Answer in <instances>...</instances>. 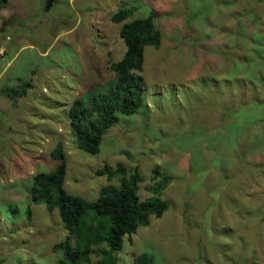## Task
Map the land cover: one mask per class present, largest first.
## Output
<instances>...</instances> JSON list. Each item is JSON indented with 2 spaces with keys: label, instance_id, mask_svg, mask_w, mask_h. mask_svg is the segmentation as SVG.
Returning <instances> with one entry per match:
<instances>
[{
  "label": "rangeland",
  "instance_id": "1",
  "mask_svg": "<svg viewBox=\"0 0 264 264\" xmlns=\"http://www.w3.org/2000/svg\"><path fill=\"white\" fill-rule=\"evenodd\" d=\"M133 5L130 19L157 13L162 44L145 50L141 108L118 113L91 154L78 146L68 110L115 85L111 64L127 47L111 17ZM240 21L242 37L232 36ZM210 23L211 34L202 29ZM27 82L16 100L2 92ZM59 143L65 187L88 201L120 184L96 174L105 165L138 167L142 200L155 196V168L171 176L161 193L168 210L124 236L117 264L144 252L153 264H264V0H10L0 8V264L63 257L54 250L69 233L59 211L32 203L33 177L55 169Z\"/></svg>",
  "mask_w": 264,
  "mask_h": 264
},
{
  "label": "trees",
  "instance_id": "2",
  "mask_svg": "<svg viewBox=\"0 0 264 264\" xmlns=\"http://www.w3.org/2000/svg\"><path fill=\"white\" fill-rule=\"evenodd\" d=\"M10 0H0V8ZM137 6L121 7L111 17L122 24L120 35L126 44L123 57L111 64L116 73V83L108 92L92 95L88 104L75 100L68 110L78 146L91 154L101 150L104 135L120 120L118 113L135 114L143 104L144 79L139 74L144 68L147 46L160 47L162 30L156 24L158 17L151 11L147 17L130 19ZM31 83L21 87H4L2 92L16 100L27 93ZM59 160L50 172H38L33 177L32 203H43L51 211L58 210L65 227L69 230L66 238L54 245L63 257L58 264H117V254L122 250L125 235H131L140 226L149 225L151 217H161L170 203L161 197L171 176L154 169L155 179L160 177L152 191L155 196L142 200L139 195L140 183L144 177L138 167L130 172L124 163L115 168L105 165L96 170L97 175L109 178L120 177V184H108L101 188L94 201L68 192L65 187L68 163L63 145L59 143L51 152ZM94 212V217L91 214ZM32 219L31 205L27 208ZM90 217L92 222L86 223ZM108 217V221H97ZM75 236H78L75 239ZM99 258L92 263L91 256ZM135 264H153L150 254L144 252L135 257Z\"/></svg>",
  "mask_w": 264,
  "mask_h": 264
},
{
  "label": "crops",
  "instance_id": "3",
  "mask_svg": "<svg viewBox=\"0 0 264 264\" xmlns=\"http://www.w3.org/2000/svg\"><path fill=\"white\" fill-rule=\"evenodd\" d=\"M133 6H135V5H133ZM214 6V5H213ZM216 7H215V9H214V7H212V9H211V11L210 12H213V14L210 16L211 17V19L213 18V20H218L219 19V17H222V15L219 13V12H221L222 10L221 9H219V7L220 6H217V5H215ZM137 8H138V6H137ZM203 9H207L208 10V7L207 6H203L202 7ZM234 12H236V11H234ZM220 14V15H219ZM234 15H237V14H232V16L234 17ZM240 16L241 15H237V17H239L240 18ZM236 19H232V20H230L231 22L232 21H235ZM240 20H241V18H240ZM216 21H214L215 23H216ZM240 23V28L238 29V31H237V29H236V26L235 25H232L231 26V30L232 29H234V32H233V34L235 33V31H236V35L234 34V35H232V36H237V35H239L240 37H242L241 35H242V23H241V21L239 22ZM235 24V23H234ZM213 25V24H212ZM211 23L210 24H205V25H203L204 27L202 28V29H205L206 30V32L207 33H209V34H211V32H212V28H211ZM215 26V25H214ZM214 26H213V28H214ZM219 26H220V29H218L219 28ZM219 26H216V28H214L215 29V33H213V35H218V37H224V36H226V33H227V29H226V26L225 25H219ZM222 28V29H221ZM209 34H206L207 36L209 35ZM236 40V39H235ZM219 44V43H218ZM216 50H217V52H219V50H220V46H219V48H215ZM214 51V50H213ZM226 52V50L224 49V53ZM225 57V56H224ZM213 58L214 59H217V57H216V55H213ZM221 58V57H220Z\"/></svg>",
  "mask_w": 264,
  "mask_h": 264
}]
</instances>
